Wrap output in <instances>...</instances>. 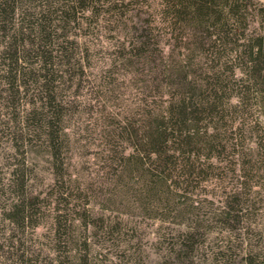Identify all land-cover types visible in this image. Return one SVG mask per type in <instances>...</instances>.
I'll return each mask as SVG.
<instances>
[{
	"label": "trees",
	"instance_id": "16d2710c",
	"mask_svg": "<svg viewBox=\"0 0 264 264\" xmlns=\"http://www.w3.org/2000/svg\"><path fill=\"white\" fill-rule=\"evenodd\" d=\"M263 2L0 0V85L23 100V144L49 149L55 186L69 172L87 70L98 68L95 119L110 188L100 210L175 223L166 264H195L208 234L187 215L197 188L214 181L221 197L211 219L237 230L242 192L264 171V30L255 27ZM98 47L105 53L99 66ZM22 199L8 209L13 225L32 219L35 204ZM53 210L58 231L65 223ZM62 242L75 252L74 239Z\"/></svg>",
	"mask_w": 264,
	"mask_h": 264
},
{
	"label": "rangeland",
	"instance_id": "374dc122",
	"mask_svg": "<svg viewBox=\"0 0 264 264\" xmlns=\"http://www.w3.org/2000/svg\"><path fill=\"white\" fill-rule=\"evenodd\" d=\"M255 27L264 30V17ZM95 57L101 65L104 50L98 47ZM87 72L88 82L83 83L77 98L79 113L73 120L77 133L68 152L69 172L63 169V178L55 186L49 149L44 145L26 146L20 139L17 120L23 100L12 90L4 91L7 85H0V264H166L172 258L169 250L177 241L175 223L167 225L100 210V202L110 189L103 178L108 168L100 154L102 140L95 119L102 96L96 78L98 68L92 65ZM61 89L63 86L59 93L66 96L68 91ZM123 91L126 98L128 90ZM104 104L105 108L110 106ZM259 177L251 191L242 192L245 206L237 230H224L211 219V211L221 197L214 181H206L201 190L197 188L190 195L196 203L187 208L189 219L209 228L194 250L195 264H264V171ZM233 182L227 178L224 183L230 186ZM64 189L67 195L58 194ZM22 198L35 204L32 219L13 225L7 218L8 209ZM54 208L60 225L65 223L58 231ZM100 215L102 222L98 220ZM34 221L38 226L31 225ZM64 238L77 242L75 252H68L72 247L63 244ZM224 244L227 247L222 248Z\"/></svg>",
	"mask_w": 264,
	"mask_h": 264
}]
</instances>
